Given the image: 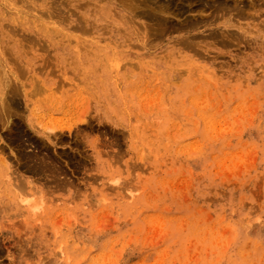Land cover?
I'll return each instance as SVG.
<instances>
[{
	"label": "rangeland",
	"instance_id": "374dc122",
	"mask_svg": "<svg viewBox=\"0 0 264 264\" xmlns=\"http://www.w3.org/2000/svg\"><path fill=\"white\" fill-rule=\"evenodd\" d=\"M16 1L0 0V264H264V0L217 18L194 0L160 33L143 0Z\"/></svg>",
	"mask_w": 264,
	"mask_h": 264
},
{
	"label": "bare ground",
	"instance_id": "6f19581e",
	"mask_svg": "<svg viewBox=\"0 0 264 264\" xmlns=\"http://www.w3.org/2000/svg\"><path fill=\"white\" fill-rule=\"evenodd\" d=\"M16 1V0H15ZM18 1H21V0H18ZM35 1V0H34ZM53 1V0H52ZM57 0H55V2H56ZM69 1H71V0H69ZM81 1V0H80ZM85 1V0H84ZM92 1V0H91ZM94 1V0H93ZM126 0H123L122 2H125ZM128 1H130V0H128ZM193 1L194 0H143V2H141L140 1V3H142L144 6H145V4L149 7V9H150V11L149 12H147V11H145L147 14H148V16L149 17H153L154 15H153V13L151 12V11H158L157 12V14H155V15H158V16H154L156 19L158 18V21H157V23H155V21L154 22H151V23H148V24H151V26L152 27H154L153 25H158V26H162V28H160V27H158V26H156V28H153L152 29V27H150L149 28V30H148V32L147 33H149V31L151 30V32H153L154 30H156L157 29V27L159 28V31L157 30V32L158 33H160V30H162V29H164L163 28V24H168V20L169 19H171V16L172 15H170L169 17H168V12L169 11H171V12H169V13H173V11L171 10V9H174L175 11H177V13H184V12H187V10L190 8V9H192V8H194L193 7ZM196 1V4H197V9L195 8V9H192L191 11H193V10H197V11H202L203 13H204V11L205 10H207L208 8H209V10H211L212 11V17L213 18H217V15L219 14V12H223L224 14L223 15H225V13H228V14H231V15H237L236 17H238V16H240L241 17V15H245V12L246 11H248V10H250V12H254V11H251V9H252V7H253V9H254V7H256L255 5H258V2H259V0H258V2L257 1H255V0H253V1H251L250 2V4H247L246 2H247V0H246V2H245V0H195ZM262 1V0H261ZM17 2V1H16ZM31 2H32V0H31ZM47 2V1H46ZM61 2V1H60ZM86 2V1H85ZM89 2V1H88ZM95 2V1H94ZM97 2V1H96ZM101 2V1H100ZM33 3V2H32ZM45 3V2H44ZM81 3H83L84 4V2H81ZM92 3V2H91ZM126 3V2H125ZM135 3V2H134ZM139 2H137V4H138ZM195 3V2H194ZM260 3V2H259ZM263 3V2H262ZM39 4V3H38ZM49 4V3H48ZM52 4H54V3H52ZM59 3H57V5H58ZM62 4L64 5L65 3H63L62 2ZM67 4V3H66ZM74 4V3H73ZM77 4V3H76ZM80 4V3H79ZM129 4V3H128ZM78 5V4H77ZM82 5V4H81ZM125 5V4H124ZM130 5V4H129ZM261 5V4H260ZM264 5V4H263ZM263 5H262V7H263ZM29 6V5H28ZM31 6V5H30ZM38 6V5H37ZM42 6V5H41ZM60 6V4L58 5V7ZM85 6V5H84ZM126 6V5H125ZM141 6V5H140ZM143 6V7H144ZM146 6V7H147ZM35 7V6H34ZM48 7H50V6H48ZM52 7V6H51ZM53 7H55V6H53ZM52 7V8H53ZM62 7V6H61ZM68 7H70V6H68ZM82 7V6H81ZM133 7V6H132ZM138 8H140L139 6H137ZM147 7V8H148ZM1 8V7H0ZM47 8V7H46ZM45 8V9H46ZM188 8V9H187ZM33 9V8H32ZM51 9V8H50ZM61 9V8H60ZM105 9V8H104ZM187 9V10H186ZM252 9V10H253ZM36 10H39V9H36ZM35 10V11H36ZM42 10H44L43 8H42ZM46 10H48V9H46ZM45 10V11H46ZM62 10V9H61ZM70 10V9H69ZM73 10H74V8H73ZM132 10V9H131ZM50 11V10H49ZM49 11L45 14V15H48V13H49ZM56 11V10H55ZM58 11H59V8H58ZM58 11H56L55 13H54V15L58 12ZM63 11V10H62ZM101 11V10H100ZM111 11V10H110ZM129 11V10H128ZM138 12H141V11H143L144 12V10H137ZM191 11H190V13H191ZM37 12V11H36ZM40 12V11H39ZM42 12H44V11H42ZM59 12H61V11H59ZM68 12V11H67ZM135 12H136V10H135ZM218 13L217 15H213V13ZM62 13V12H61ZM176 13V12H175ZM206 11H205V17H206ZM210 14H211V12H209ZM209 13H208V15H209ZM41 14V13H40ZM73 14V13H72ZM86 14V13H85ZM128 14H130V13H128ZM253 14V13H252ZM43 15V14H42ZM134 15V14H133ZM151 15V16H150ZM194 15V17H195V19L194 20H196V17H197V15H195V14H193ZM200 15H203V14H201L200 13ZM222 14H220V16H221ZM263 15V14H262ZM159 16H160V18H159ZM250 16V15H249ZM253 16V15H252ZM81 17V16H80ZM204 17V18H205ZM209 17H210V15H209ZM208 17V18H209ZM234 17V16H233ZM254 17V16H253ZM8 18V17H7ZM132 18H134V17H132ZM143 18V17H142ZM145 18H148V17H145ZM167 18H169V19H167ZM191 18V17H190ZM198 18L199 19H201V21H203V23H204V20H209L208 18L207 19H204V18H200L199 16H198ZM211 18V17H210ZM218 18H219V16H218ZM242 18H244V17H242ZM246 18H248V17H246ZM63 19V18H62ZM248 19H250V18H248ZM256 19V18H255ZM78 20V19H77ZM148 21L150 20V19H147ZM146 19H145V21H147ZM191 20V19H190ZM193 20V19H192ZM191 20V21H192ZM193 20V21H194ZM198 20V19H197ZM216 20V19H215ZM235 20V19H234ZM79 21H80V19H79ZM150 21H153V20H150ZM186 21V20H185ZM188 22H189V20H187ZM189 22V24L190 23H192V22ZM199 21V24L200 23H202L200 20H198ZM197 21V22H198ZM210 21V20H209ZM217 21V20H216ZM20 22V21H19ZM85 22V21H84ZM137 22V21H136ZM176 22V21H175ZM237 22V21H236ZM38 23V22H37ZM140 23V22H139ZM139 23H136L137 25L139 24ZM146 23V22H145ZM152 23H155V24H152ZM178 23V22H177ZM182 23V22H181ZM180 23V24H181ZM194 24L196 23V22H193ZM193 23H192V25H193ZM206 23V22H205ZM209 22L207 21V23L206 24H208ZM211 23V22H210ZM209 23V24H210ZM212 23H213V20H212ZM215 23V22H214ZM238 23V22H237ZM2 24V23H1ZM17 24V23H16ZM19 24V23H18ZM129 24V23H128ZM198 23H196V25H197ZM198 24V25H199ZM252 24V23H251ZM259 24V23H258ZM257 24V25H258ZM4 25V24H3ZM10 25V24H9ZM82 25V24H81ZM203 25H205V24H203ZM211 25V24H210ZM255 25V24H254ZM5 26V25H4ZM24 26V25H23ZM83 26V25H82ZM139 26V25H138ZM141 26H142V24H141ZM146 26V25H145ZM168 26V25H167ZM174 26H176L175 24H174ZM174 26H172V28L174 27ZM182 26L183 27H185V25H184V23H183V25H180L179 26V28H178V30L179 29H181L182 28ZM191 26V25H190ZM6 27H7V25H6ZM19 27V26H18ZM26 27V26H25ZM73 27V26H72ZM76 27V26H75ZM192 27V26H191ZM86 28V27H85ZM144 28V27H143ZM143 28H141V29H143ZM166 28H171V27H166ZM171 28V29H172ZM140 29V30H141ZM147 29H148V27H147ZM176 29V28H175ZM186 29V28H185ZM247 29V28H246ZM9 30V29H8ZM23 29H21V31H22ZM137 30V29H136ZM153 30V31H152ZM168 31H169V29H167ZM214 30V29H213ZM230 30V29H229ZM13 32L15 31L14 29L12 30ZM142 31V30H141ZM164 31V30H163ZM211 31V30H210ZM233 31H235V33H236V30H232V32ZM17 32V31H16ZM24 33H25V31H23ZM143 32V31H142ZM150 32V33H151ZM155 32V31H154ZM165 32H166V30H165ZM256 32V31H255ZM23 33V34H24ZM28 33V32H27ZM143 33H145V31L143 32ZM172 33H173V31H172ZM214 33V32H213ZM213 33L212 34H210V36L211 35H213ZM218 33V32H217ZM224 33V32H223ZM234 33V34H235ZM152 34V33H151ZM151 34H150V36H151ZM171 34V33H170ZM233 34V33H232ZM233 34V35H234ZM149 35V34H148ZM158 35V34H157ZM166 35V34H165ZM206 35V34H205ZM222 35V34H221ZM26 36V35H25ZM28 36H32L31 34H29ZM153 36H156V35H154L153 34ZM210 36H208V38L210 37ZM214 36H216V34L214 35ZM228 36V35H227ZM192 37V36H191ZM195 37V36H194ZM199 37H201V36H199ZM219 37H221L220 35H219ZM23 38H25V37H23ZM26 38H27V36H26ZM153 38V37H152ZM193 38V37H192ZM211 38H213V37H211ZM215 38V37H214ZM236 38V37H235ZM34 39V38H33ZM149 39V38H148ZM158 39V38H157ZM160 39V38H159ZM187 39V38H186ZM198 39V38H197ZM161 40V39H160ZM180 40V39H179ZM182 40V39H181ZM214 40V39H213ZM232 40H234V39H232ZM242 40V39H241ZM248 40V39H247ZM36 41V40H35ZM74 41V40H73ZM153 41V40H152ZM187 41V40H186ZM226 41V40H225ZM237 41V40H236ZM238 41H240V40H238ZM245 41V40H244ZM181 42V41H180ZM215 42V41H214ZM228 42V41H227ZM250 42V41H249ZM36 43V42H35ZM174 43V42H173ZM182 43H184L183 41H182ZM181 43V44H182ZM186 43V42H185ZM230 43V42H229ZM233 43V42H232ZM39 44V43H38ZM190 44V43H189ZM219 45V44H218ZM224 45V44H223ZM230 45V44H229ZM247 45V44H246ZM195 46V45H194ZM182 47H183V45H182ZM184 47H186V46H184ZM187 47H189V46H187ZM193 47V46H192ZM225 47V46H224ZM46 48V47H45ZM139 48V47H138ZM195 48V47H194ZM237 48H238V44H237ZM40 49H41V47H40ZM192 49V48H191ZM190 49V50H191ZM201 51V50H200ZM210 52V51H209ZM13 54V53H12ZM201 54H203L202 52H201ZM18 55V54H17ZM219 55V54H218ZM223 55V54H222ZM38 56V55H37ZM200 56V55H199ZM204 56V55H203ZM217 57V56H216ZM201 58V57H200ZM209 57H207V59H208ZM21 61V60H20ZM114 62V61H113ZM112 62V63H113ZM115 63V62H114ZM129 64V63H128ZM16 65V64H15ZM18 65V64H17ZM134 65V64H133ZM218 65V64H217ZM49 66V65H48ZM116 66V65H115ZM136 66V65H135ZM134 66V67H135ZM46 68V67H45ZM198 68V67H197ZM24 71V70H23ZM222 71V70H221ZM2 72V71H1ZM185 72V71H184ZM201 72H203L202 70H201ZM205 72H207V71H205ZM182 73V72H181ZM180 73V74H181ZM9 74V73H8ZM51 74V73H50ZM203 74V73H202ZM208 74H210L211 75V73H208ZM22 75V74H21ZM52 75H53V73H52ZM207 77V76H206ZM205 78V77H204ZM233 78V77H232ZM1 82V81H0ZM58 82H60L59 80H58ZM12 83V82H11ZM10 83V84H11ZM14 83V82H13ZM15 84V83H14ZM9 85V84H8ZM13 85V84H12ZM3 86H4V84H3ZM56 86H58L57 84H56ZM15 87V86H14ZM35 87V86H34ZM11 89H13V87L12 88H10V91H11ZM56 88H54V90H55ZM59 89V87L56 89V90H58ZM37 90H38V88H37ZM1 91V90H0ZM9 91V90H8ZM15 91V90H14ZM60 91V90H59ZM7 92V91H6ZM58 92V91H57ZM11 93V92H10ZM14 93V92H13ZM12 93V94H13ZM21 93V92H20ZM40 93V92H39ZM2 94V93H1ZM7 94V93H6ZM17 94V93H16ZM30 94V93H29ZM3 95V94H2ZM9 95V94H8ZM20 95V94H19ZM32 95V94H31ZM36 95H37V93H36ZM3 96H5V95H3ZM40 96V95H39ZM42 96V95H41ZM43 96H45L44 94H43ZM7 97V96H6ZM9 97H11V96H9ZM20 97V96H19ZM8 98V97H7ZM5 99V98H4ZM19 100H20V98H19ZM3 101V100H2ZM9 101H11V100H9ZM17 101H18V99H17ZM8 102V101H7ZM20 102V101H19ZM47 102V101H46ZM45 102V103H46ZM44 103V102H43ZM42 103V104H43ZM50 103V102H49ZM2 104H3V102H2ZM7 104V103H6ZM48 104V103H47ZM76 104V103H75ZM5 105V104H4ZM15 105V104H14ZM44 105V104H43ZM6 106V105H5ZM17 106H18V104H17ZM15 107V106H14ZM6 108V107H5ZM28 108V107H27ZM1 109V108H0ZM7 109V108H6ZM14 109V108H13ZM12 109V110H13ZM24 109V108H23ZM4 111V110H3ZM8 111V110H7ZM11 111V110H10ZM9 111V112H10ZM79 112H81V111H79ZM14 114H15V112H14ZM22 114V113H21ZM83 114V113H82ZM89 115V114H88ZM87 115V116H88ZM1 116V115H0ZM2 116H4V115H2ZM19 116V115H18ZM85 116V115H84ZM12 118V117H11ZM24 118V117H23ZM82 118V117H81ZM94 118V117H93ZM22 119V118H21ZM79 119V118H78ZM86 119V118H85ZM82 120V119H81ZM88 120V119H87ZM94 120V119H93ZM8 121H10V120H8ZM22 121H23V119H22ZM79 121H80V119H79ZM83 121V120H82ZM15 122V121H14ZM69 122V121H68ZM8 123V122H7ZM24 124V123H23ZM2 125H3V123H2ZM87 125V124H86ZM17 126V125H16ZM89 126V125H88ZM11 127V126H10ZM26 127V126H25ZM91 127V126H90ZM16 128V127H15ZM96 129V128H95ZM47 130V129H46ZM59 131V130H58ZM20 132V131H19ZM20 134V133H19ZM31 134V133H30ZM52 135H54V133L52 134ZM51 135V136H52ZM58 135V134H57ZM60 135V134H59ZM55 136V135H54ZM61 136V135H60ZM38 137V136H37ZM53 138V137H52ZM54 139V138H53ZM42 140V139H41ZM58 140V139H57ZM29 142V141H28ZM58 142V141H57ZM14 144V143H13ZM42 144V143H41ZM47 144V143H46ZM35 145V144H34ZM14 146V145H13ZM13 148V147H12ZM100 148V147H99ZM30 150V149H29ZM13 151V150H12ZM4 152V151H3ZM27 152H29V151H27ZM102 152V151H101ZM33 153V152H32ZM10 155V154H9ZM21 155V154H20ZM45 155V154H44ZM22 156V155H21ZM33 156V155H32ZM57 157V156H56ZM29 158V157H28ZM47 158V157H46ZM18 159V158H17ZM30 159V158H29ZM28 159V160H29ZM41 159V158H40ZM48 160H50V158L48 159ZM52 160V159H51ZM57 160V159H56ZM35 162H37V161H35ZM17 163V162H16ZM30 163V162H29ZM36 164V163H35ZM21 165V164H20ZM24 165V164H23ZM33 165V164H32ZM48 166V165H47ZM24 167V166H23ZM34 167V166H33ZM58 167V166H57ZM25 169V168H24ZM41 169V168H40ZM59 169V168H58ZM31 170V169H30ZM31 172V171H30ZM57 172V171H56ZM37 173V172H36ZM59 173H62V172H59ZM17 174V173H16ZM58 177V176H57ZM19 182V181H18ZM21 182V181H20ZM24 182V181H23ZM23 182L22 183H20V184H22L23 185ZM13 184V183H12ZM14 185H15V183H14ZM16 186H18V185H16ZM24 190V189H23ZM21 195H23V194H21ZM29 195V194H28ZM20 203V202H19ZM39 208V207H38ZM34 210H36V209H34Z\"/></svg>",
	"mask_w": 264,
	"mask_h": 264
}]
</instances>
